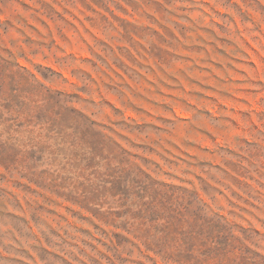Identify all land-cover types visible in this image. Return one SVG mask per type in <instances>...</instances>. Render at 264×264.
<instances>
[{
	"label": "rangeland",
	"instance_id": "1",
	"mask_svg": "<svg viewBox=\"0 0 264 264\" xmlns=\"http://www.w3.org/2000/svg\"><path fill=\"white\" fill-rule=\"evenodd\" d=\"M0 264H264V0H0Z\"/></svg>",
	"mask_w": 264,
	"mask_h": 264
}]
</instances>
